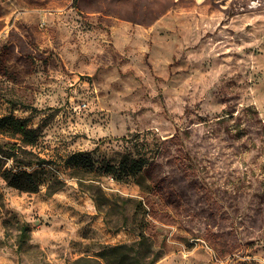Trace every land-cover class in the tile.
Returning <instances> with one entry per match:
<instances>
[{"label":"rangeland","instance_id":"obj_1","mask_svg":"<svg viewBox=\"0 0 264 264\" xmlns=\"http://www.w3.org/2000/svg\"><path fill=\"white\" fill-rule=\"evenodd\" d=\"M7 115L44 162L35 193L0 175V264H73L141 231L154 264H264V0H0Z\"/></svg>","mask_w":264,"mask_h":264},{"label":"trees","instance_id":"obj_2","mask_svg":"<svg viewBox=\"0 0 264 264\" xmlns=\"http://www.w3.org/2000/svg\"><path fill=\"white\" fill-rule=\"evenodd\" d=\"M77 0H74V6ZM264 129V127H262ZM240 132V131H239ZM0 135L7 141L0 142V175L10 187L22 192L35 193L41 186L38 172L30 170L34 165L44 162L32 152V147L39 137L38 129L30 128L26 119H19L12 115L0 117ZM264 142V133H262ZM157 157L153 153L133 154L123 157L119 162L125 178H140L144 171L153 164ZM12 168L8 167V163ZM40 166V165H39ZM139 205H141L139 203ZM28 227L22 224L19 227L18 242L21 246L25 241ZM136 244L115 245L100 250L94 258L78 259L85 264H154L160 258L153 252L145 240L144 232L138 234Z\"/></svg>","mask_w":264,"mask_h":264}]
</instances>
